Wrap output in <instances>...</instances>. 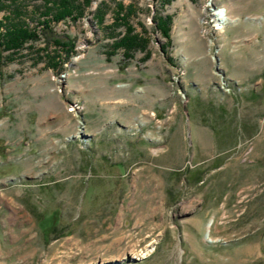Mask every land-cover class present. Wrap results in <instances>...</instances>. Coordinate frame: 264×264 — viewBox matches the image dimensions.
Here are the masks:
<instances>
[{
	"label": "rangeland",
	"instance_id": "1",
	"mask_svg": "<svg viewBox=\"0 0 264 264\" xmlns=\"http://www.w3.org/2000/svg\"><path fill=\"white\" fill-rule=\"evenodd\" d=\"M80 2L0 73V264H264V0Z\"/></svg>",
	"mask_w": 264,
	"mask_h": 264
},
{
	"label": "trees",
	"instance_id": "2",
	"mask_svg": "<svg viewBox=\"0 0 264 264\" xmlns=\"http://www.w3.org/2000/svg\"><path fill=\"white\" fill-rule=\"evenodd\" d=\"M21 5L19 0H0V13H6L0 20V73L7 65L17 60L18 54L24 50L25 46L35 44L41 38L46 39L50 45L54 44L61 48L64 53H70L71 49H66L62 38L56 37L53 25L68 20L76 23L82 17L84 10L83 4L79 3V0H45L44 9L36 8L40 12V17L44 19L35 22L34 19L26 16L29 12L24 11ZM119 8L120 12L124 10V7L120 6ZM120 20L124 22L125 18L121 17ZM168 22L169 19L166 21L161 19L158 24L159 30L165 36H168ZM127 33V37L117 42L116 49L122 48L126 52L136 47V37L130 38L132 31ZM52 231L56 235L58 228H53ZM56 236L57 239L63 237L58 234Z\"/></svg>",
	"mask_w": 264,
	"mask_h": 264
},
{
	"label": "bare ground",
	"instance_id": "3",
	"mask_svg": "<svg viewBox=\"0 0 264 264\" xmlns=\"http://www.w3.org/2000/svg\"><path fill=\"white\" fill-rule=\"evenodd\" d=\"M124 253L125 254H131V255L137 256L139 258H143L144 257L143 253H137V252L135 253V251H133V250L124 251Z\"/></svg>",
	"mask_w": 264,
	"mask_h": 264
}]
</instances>
